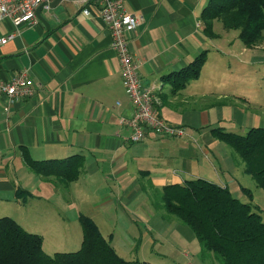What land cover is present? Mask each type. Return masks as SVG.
I'll list each match as a JSON object with an SVG mask.
<instances>
[{
  "label": "crops",
  "instance_id": "0c3cea01",
  "mask_svg": "<svg viewBox=\"0 0 264 264\" xmlns=\"http://www.w3.org/2000/svg\"><path fill=\"white\" fill-rule=\"evenodd\" d=\"M206 2L125 0V10L141 18L129 48L140 63L142 84L157 88V115L185 131L181 137L148 133L140 142H130V131L119 124L133 107L121 84L110 32L92 4L59 0L53 8H41L47 25L38 19L20 26L0 20V40L12 35L0 44V80L24 73L33 82L27 98L9 104L0 97V212L8 211L4 204L9 203L21 219L31 212L26 219L31 223L16 222L42 237L47 255L61 252L46 250L44 237L68 236L70 219L63 210L72 206L77 228L79 215L91 218L126 261L161 264L164 256L152 247L144 250L134 233L150 242L163 229L160 223L169 216L163 213L151 223L158 216L152 198L160 202L165 186L203 179L253 204L252 179L210 130L246 134L264 128V90L245 68L248 58L258 62L263 57V47L246 48L219 21H213L210 35L200 18ZM203 53L199 78L176 89L177 74ZM23 151L37 161L79 156V176L64 184L35 174L24 163ZM19 189L25 192L22 200ZM40 209L44 213L36 214ZM184 233L195 239L190 229ZM197 251L203 263L213 257L203 256L200 246Z\"/></svg>",
  "mask_w": 264,
  "mask_h": 264
},
{
  "label": "trees",
  "instance_id": "16d2710c",
  "mask_svg": "<svg viewBox=\"0 0 264 264\" xmlns=\"http://www.w3.org/2000/svg\"><path fill=\"white\" fill-rule=\"evenodd\" d=\"M200 18L210 35L213 21H220L223 28L237 30L241 42L251 47L261 40L264 31V0H207ZM204 63L203 53L180 71L176 89L198 79ZM210 132L234 151L244 164V174L264 191V128H251L243 135L220 127ZM22 157L31 172L57 177L64 184L75 181L82 166L79 156L37 161L23 151ZM22 193L17 191L18 195ZM160 201L166 213L190 229L202 251L217 255L221 264H264V215L235 198L228 188L203 179L187 180L165 186ZM78 222L80 248L47 255L40 235L26 231L10 217H0V264H148L120 257L88 216L79 215Z\"/></svg>",
  "mask_w": 264,
  "mask_h": 264
},
{
  "label": "built area",
  "instance_id": "2783aa9c",
  "mask_svg": "<svg viewBox=\"0 0 264 264\" xmlns=\"http://www.w3.org/2000/svg\"><path fill=\"white\" fill-rule=\"evenodd\" d=\"M78 1L92 4L110 32L111 49L119 63L121 84L133 107L131 116L121 117L119 120V124L130 131L128 140L140 142L148 133L158 137L183 136L185 134L183 128L168 125L157 115L155 108L157 88L143 86L140 79V63L129 48L130 34L136 30L141 20L140 16L125 10V0ZM49 6L50 0H0V20L8 19L15 26L32 25L37 22L36 10L39 7L49 9ZM83 12L89 14L86 9ZM9 38H12V35L2 38L0 44L6 43ZM32 94L33 82L24 73L15 75L9 81L0 80V97L9 104Z\"/></svg>",
  "mask_w": 264,
  "mask_h": 264
},
{
  "label": "rangeland",
  "instance_id": "374dc122",
  "mask_svg": "<svg viewBox=\"0 0 264 264\" xmlns=\"http://www.w3.org/2000/svg\"><path fill=\"white\" fill-rule=\"evenodd\" d=\"M230 33L232 34V36L233 35H235V36L239 35V32L237 30H231ZM255 46H262L263 47V51H261L263 57L260 58L258 60V62H254L251 60V58H248L247 59L248 61H246L248 63V66L245 68H248V73L250 74L251 77H253L255 79V81L259 80V84L262 87V90H264V31H263L261 40L257 44H255L251 47H246V46L245 47L246 48H253ZM234 69L235 70L238 69L237 64H235ZM251 71L254 74H251ZM260 100L264 101V92L260 93ZM241 135H243V134H241ZM227 148L230 149L228 146H227ZM232 152L234 153V151H232ZM234 156L238 160H240V158L235 153H234ZM240 162L242 163L241 160H240ZM242 166L244 168L243 163H242ZM247 176H249V175H247ZM248 178H251V177L249 176ZM72 182H74V181H72ZM253 183H254V181H253ZM254 184H252L253 187L250 188V190L254 196V202L252 204V207L260 210L261 214L264 215V191L257 188L256 185L254 186ZM32 185H34V184H32ZM18 196L20 197L21 200L24 199V197H22L21 195H18ZM25 197L27 198V196H25ZM152 199L156 200V202L154 203L153 206H154V209H156V213L158 214V216H156L155 219L151 223H155L154 221L160 220L159 218L163 213L167 214L169 217L166 220V222L163 221L164 222L163 224L160 223L161 224L160 226H163V229L160 228L159 229L160 231L157 232V233H161L160 236H158L157 233L155 232L156 234H154V236H153V238L155 240L152 239L150 242H148L146 240V236L145 235L143 236V233H142L143 231H141L142 234L140 236L138 234L134 233V237L137 240H139V239L141 240V241L139 240V243L140 242H142V244L144 243V250H147L150 247H152L156 251H158L160 253V255L164 256L163 261L161 260V264H221L220 258L217 255H214L212 253L211 254L213 257H211L210 259H207L203 263V261H201L200 253L197 251V250H199V246L201 249V245L198 242V240L196 239V237H194L195 239H193V240H189L184 233V228H188V227H186L176 217L166 213V211L163 208L161 201L158 202V198H155V199L152 198ZM47 205H49V201H47ZM4 206L8 207L9 210L8 211L5 210L4 212H0V217H10L17 222L28 223V224L31 223V221L26 220L27 218L33 217V214H31V212L29 213V217L27 216L28 214H26L25 218L21 219V218H19V216H17V207H16V205H14V203H9L6 205L4 204ZM149 206H152V204ZM159 208L161 209V211L159 210ZM72 209H74L73 206H72V208L69 207V208H64V210L62 209L64 211L63 216L70 219L69 221H70V225H71V230H69L68 236L60 237V238L53 237V236H50V237L45 236L44 237V248L48 251H51V253H54L53 251L74 252L80 248L82 234H81V230H79L77 228L76 223L71 221V217L73 216V210ZM42 213H44V210L40 209V210H38V212L36 214H42ZM39 222H42V220H40ZM137 224H139L140 226H143V224L140 223L139 221L137 222ZM140 228H142V227H140ZM180 228H183V231H181ZM72 229H74L73 231H76V234L71 235V233L73 232ZM188 230H189V228H188ZM52 249H56V250H52ZM186 251H189V253H187ZM190 253H191V255H190ZM133 254L135 255V252H133ZM201 254L203 256H205L204 254H206V253L203 252L201 249ZM189 255H190V258L187 257Z\"/></svg>",
  "mask_w": 264,
  "mask_h": 264
},
{
  "label": "water",
  "instance_id": "95a60500",
  "mask_svg": "<svg viewBox=\"0 0 264 264\" xmlns=\"http://www.w3.org/2000/svg\"><path fill=\"white\" fill-rule=\"evenodd\" d=\"M59 1V0H55V2H53V5L51 4L50 5V8H53L55 6V3ZM40 11H41V7H39L37 10H36V17L37 19L42 22L43 24L47 25V22L41 17L40 15Z\"/></svg>",
  "mask_w": 264,
  "mask_h": 264
}]
</instances>
